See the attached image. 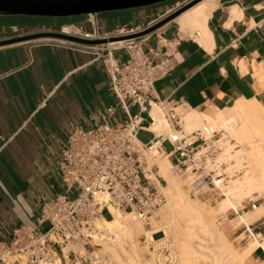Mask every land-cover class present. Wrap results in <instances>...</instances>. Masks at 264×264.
<instances>
[{
    "label": "crops",
    "instance_id": "0c3cea01",
    "mask_svg": "<svg viewBox=\"0 0 264 264\" xmlns=\"http://www.w3.org/2000/svg\"><path fill=\"white\" fill-rule=\"evenodd\" d=\"M180 1L100 12L98 22L104 30L144 24ZM86 18V14L65 18L0 14V40L86 23ZM207 29L210 41L205 46L196 32L188 35L192 38L184 36L176 20L161 28L169 40L178 35L182 39L169 46L173 69L157 83L158 95L204 115L242 99H256L264 107V0H215ZM144 48L158 58L166 50L156 35ZM116 55L126 58L123 50ZM116 101L104 65L92 62L88 53L38 39L0 46V240L10 239L23 224H35L43 204L65 191L62 149L72 129L103 123L106 109ZM123 118L120 109L111 122ZM263 205L264 200L257 208ZM237 218L227 217L223 223L228 237L241 248L258 240L247 260L261 264L264 214L249 225L237 224Z\"/></svg>",
    "mask_w": 264,
    "mask_h": 264
},
{
    "label": "built area",
    "instance_id": "2783aa9c",
    "mask_svg": "<svg viewBox=\"0 0 264 264\" xmlns=\"http://www.w3.org/2000/svg\"><path fill=\"white\" fill-rule=\"evenodd\" d=\"M193 0H183L144 24H127L104 30L98 13L86 14V23L61 24L41 31L98 41L81 43L61 38H41L43 42L74 47L101 62L110 77L115 104L106 109L105 120L96 127L72 129L62 149V181L65 191L47 200L33 225L16 228L8 240H0V264H102L101 234L96 222L112 218L111 209L147 219L167 202L164 178L157 175L156 159L168 157L174 172L186 180L192 198L209 194L211 203L223 197L232 177L245 168L229 170L221 157L230 144L243 145L233 136L237 120L213 123L205 119L190 132L185 128V103L158 95L157 83L173 69L171 43L161 28L139 35ZM199 35L198 32H196ZM156 35L166 50L158 58L149 55L145 44ZM192 38L191 36H188ZM123 50L125 59L116 52ZM154 108L165 122L156 130ZM122 110L124 118L111 122ZM141 131L151 134L144 142ZM169 142L171 150L165 148ZM156 149V150H155ZM255 207V204H252ZM48 224L46 228H42ZM156 264H184L178 248L171 244L154 247Z\"/></svg>",
    "mask_w": 264,
    "mask_h": 264
},
{
    "label": "bare ground",
    "instance_id": "6f19581e",
    "mask_svg": "<svg viewBox=\"0 0 264 264\" xmlns=\"http://www.w3.org/2000/svg\"><path fill=\"white\" fill-rule=\"evenodd\" d=\"M214 5L215 0H202L180 14L175 19L177 24L179 25L180 31L183 34L190 31H199V35L196 37V39L202 45L207 46L210 41V35L207 29V21L212 11L214 10ZM153 113L157 119V124L155 127L156 130L164 129L165 127L162 128V126H165V122L161 118V115L158 113V109L154 108ZM183 114L185 128L188 132L200 127L205 119L216 120L220 123H223L231 121L234 118V120H238V126L234 131V135L235 138H237L238 143L241 144V142L246 139L251 143H249L250 146H243L241 149L236 150L234 153H232V150H234L235 145L230 144L221 155L222 159L228 163L229 170L234 169L235 166L238 167V165L244 166L245 161H247L248 158H254L251 160L258 163L259 165L258 168L256 166V168H249L248 170H245V173L241 177H232L233 179L229 181L228 186L224 190L223 201L220 203L221 207L226 208L229 203L234 204V201H232L233 197L248 198L255 194H260L259 196L263 195L264 107L262 106V104L256 99H242L237 101L232 107L227 108L223 111H218L214 115H204L195 110H190L187 113L185 111V113ZM248 160L250 163V159ZM156 163L159 167V170L158 173L153 174L152 177L158 180L157 175H160L162 178H164L167 183L165 189H167V192L169 190L171 193L173 204L172 206H174L173 209L183 215L185 226L192 229L191 234H194V232H206L207 229L205 227V218L207 217L206 215L211 211L207 210L204 206L199 205V203L195 199H192L186 193L183 188V183L175 179V177L173 176L172 162L168 157L159 155V157L156 159ZM111 210L113 213L112 218L107 220L108 218L101 217L96 222L97 229H99L101 234L100 240L101 242H103L102 244L104 246V251L106 250L107 252H109L113 259H119V261L122 259V261H124L126 264H153V261L148 260L144 257L146 249L141 250L138 247L137 242L138 237L145 232L146 226H144L142 221L145 219L140 220L129 212L125 214V212L116 209ZM253 210H255V212L253 211L254 213L252 212L248 218L240 215L239 219L242 223L249 225L255 217L257 218L259 216H262L264 214V205L257 208V204H255ZM168 217L169 215L166 212L162 214L163 221H167ZM149 219H151V223H148L150 224L149 228L154 230L155 228H157V223L154 221L153 215L149 216ZM164 223L161 224L162 228H157L154 232L151 233L153 234L154 239L159 240L156 238V234L158 232H161V230H164ZM165 224L167 225V223ZM107 234H110L111 236L114 235L115 239L113 238L114 240H111V237H108ZM178 234L180 236V246L178 245L180 249L177 246L176 247L179 249V251L181 250L180 254L182 256L184 264H192L195 257L194 253L196 252V246H200L205 249L209 247V245L204 244V242L196 244V242L199 240L195 238V236H193L192 238L189 237V239L188 233L185 232V230H180ZM225 243V245L233 249V253H235V257L239 261L238 264H245V259H247L251 251L260 244L258 240H254L251 241L250 245L244 250L237 251L229 243V241L226 240ZM163 244H166V241L156 244L155 247ZM210 257L213 258L211 264H220L221 260L216 252H214V254Z\"/></svg>",
    "mask_w": 264,
    "mask_h": 264
},
{
    "label": "rangeland",
    "instance_id": "374dc122",
    "mask_svg": "<svg viewBox=\"0 0 264 264\" xmlns=\"http://www.w3.org/2000/svg\"><path fill=\"white\" fill-rule=\"evenodd\" d=\"M169 1H172V0H168L165 2L157 3V4H154L151 6H146V7L150 8V7H156V6L164 5L166 2H169ZM70 17H74V16H70ZM194 32L195 31H190V32L184 33L183 35L184 36L194 35ZM185 111L187 113V111H189V110H184L183 113H185ZM232 120H234V118ZM209 121H211L213 123H220L219 121H216V120H209ZM163 127H165V126H162V128ZM233 136L235 137L234 133H233ZM139 138L142 141L147 142L151 138V134L146 132V131H141L139 134ZM235 139L237 140V138H235ZM246 140L241 142V145H243L244 147L250 146L249 145L250 141L247 140L248 141L247 142ZM237 142H238V140H237ZM165 148L169 151L172 149V146L169 142H166ZM248 159H250V163H249ZM248 159H247L248 162L245 161L244 166L243 165H241L242 167L240 165H238V167L235 166L234 169L245 168L243 173L238 175V177H241L245 173V170H248L249 168H256V166L258 168V166H259L258 163L251 160L254 158H248ZM252 162H254V163H252ZM234 169H232L230 171H233ZM172 172H173V176L175 177V179H177V180L181 181V183H183V188L186 191V193L189 195L187 188H186V184H187L186 180L179 177L174 172L173 168H172ZM235 177H237V176H235ZM166 185H167V183L164 182V190H165L166 195H167V202L164 206H162L159 210H157L153 214V219L157 223V228H160V227L162 228L161 224L164 222L167 223V225L165 223L163 224L164 230H161V232H158L156 234V238L159 240L154 239L153 234H151L152 232H154L157 229V228H155L153 230V229L149 228L150 224H148V223H151V219L147 218L145 220H142L144 226H146V229H145L146 234L144 232L142 235H140L137 239V242H138V247L141 250L146 249V253H145L144 257L148 260L153 261V264H156L155 260H154V247H155V245L158 243L166 241L167 244H171L174 247L177 246L179 248V246H180L179 237L180 236L178 233L180 230H185V232L188 233V238L189 237L192 238L193 236H195V238H197L199 240L196 242V244H199L200 242H204V244L209 245V247L206 249L202 248L200 246H198V247L196 246V249H195L196 252L194 253L195 257H194V261L192 262V264H211L213 258L210 256H212L214 254V252H216V254L220 257V260H221L220 264H226V263L227 264H238L239 261L236 259L235 253H233V249H231L227 245H225L226 244L225 241L226 240L229 241V243L237 251L244 250L250 244L247 247L241 248L240 244H237L235 241H233L231 238L228 237L226 230H225V227L223 226V223L227 217H233L234 215H238L236 222H237V224H242L241 220L239 219L240 215L241 216L243 215L245 218H248L249 215H251V213H249L247 211L249 209H253L252 204L259 205V203L264 200V194L261 196H259L260 194H255V195L248 197V198H235V197H233L232 201H234L233 202L234 204L229 203L226 208L225 207L222 208L220 205V203L223 201V197H219L217 200V203H215V202L211 203V200H208L209 194H204V195L198 196L196 198H192L189 195L192 199H195L199 203V205L204 206L207 210L211 211L209 214L206 215L207 217L205 218V222H206L205 227L207 229L206 232H202V233L201 232H194V234H191L192 229L185 226L183 215L180 214L175 209H173L174 206H172L173 204H172V199H171V193L169 190L167 192V189H165ZM168 193H169V197H170V204H169ZM234 208H236L237 210ZM234 210L235 211L240 210V213H243V211L246 210V213H244V214L232 213V212H234ZM164 212H166L169 215L167 221H163L162 214ZM178 216H181V217H178ZM254 219L252 221H254ZM146 223H147V225H146ZM147 232H150V233H147ZM107 236L111 237V240L115 239L114 235L111 236L110 234L109 235L107 234ZM203 236H205V237H203ZM102 243L103 242L100 241V246L97 250V252L100 254L102 264H126L124 261H122V259L120 261H119V259L118 260L113 259L109 252H107L106 250L104 251V246ZM245 264H249L247 259H245ZM261 264H264V262H262Z\"/></svg>",
    "mask_w": 264,
    "mask_h": 264
},
{
    "label": "water",
    "instance_id": "95a60500",
    "mask_svg": "<svg viewBox=\"0 0 264 264\" xmlns=\"http://www.w3.org/2000/svg\"><path fill=\"white\" fill-rule=\"evenodd\" d=\"M168 0H0V14H23L33 16H45L65 18L70 16L85 15L88 13H100L106 11L133 9L151 6ZM202 0H193L184 5L174 13L170 14L151 28L138 34L143 35L154 32L167 23L174 21L180 14ZM61 38L65 40L81 43H101V40L90 41L79 39L58 32L40 31L34 34L0 40V46L14 43L20 40L41 39V38Z\"/></svg>",
    "mask_w": 264,
    "mask_h": 264
}]
</instances>
